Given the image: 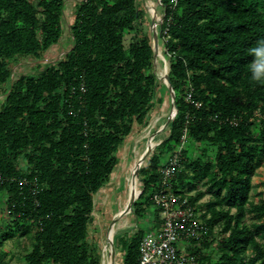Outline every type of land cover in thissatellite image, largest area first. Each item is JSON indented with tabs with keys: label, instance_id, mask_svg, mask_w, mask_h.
Listing matches in <instances>:
<instances>
[{
	"label": "trees",
	"instance_id": "1",
	"mask_svg": "<svg viewBox=\"0 0 264 264\" xmlns=\"http://www.w3.org/2000/svg\"><path fill=\"white\" fill-rule=\"evenodd\" d=\"M65 2L0 0V87H7L0 104V198L14 226L33 228L25 264H99L87 243L94 196L109 181L119 162L115 154L133 125L144 126L151 108L162 103V97L155 99L150 38L136 29V0L78 2L63 58L11 82L14 59L40 60L58 43ZM161 4L157 36L163 39L176 114L158 151L138 170L142 191L133 215L159 217L151 197L160 168L177 148L187 159L196 144H210L214 161L190 160V172L179 169L172 182L177 194L195 193L186 198L194 205L204 196L197 187L205 179L207 234L201 246H209L207 237L217 227L222 238L217 260H198L264 264V244L258 243L264 221H246L249 215L264 218V202L250 200L255 170L264 162V82L251 73L252 62L261 58L250 51L264 38V0ZM146 232L119 237L121 264H138Z\"/></svg>",
	"mask_w": 264,
	"mask_h": 264
},
{
	"label": "rangeland",
	"instance_id": "2",
	"mask_svg": "<svg viewBox=\"0 0 264 264\" xmlns=\"http://www.w3.org/2000/svg\"><path fill=\"white\" fill-rule=\"evenodd\" d=\"M80 1L82 0H66L61 21L62 35L56 45L52 46L41 55L40 60L29 57H17L12 61L10 64L11 82L16 81L21 75H36L46 64H54L63 58L66 51L71 47L69 29L73 23L74 7ZM136 4L140 12V19L137 22L136 29L150 38L151 46L154 48L153 34H158V26L163 20L161 0H136ZM152 6L154 8V13L152 11ZM131 37V34L124 37L123 43L125 46L131 41ZM164 53L162 40L157 36L155 59L153 60V70L156 72L158 86L155 99L157 100L159 97H162V103H156L151 108L144 126H138L137 124L133 125L130 135L118 147L115 154L119 158V164L114 167L110 180L98 190L93 199V210L90 215L87 231V243L98 255L99 264H102L105 259H111L110 246L107 239V233L110 227L113 228L114 264H121L122 252L120 243L118 242L119 237L124 236L127 240H130L138 230H154L157 229L156 227L160 224L159 217L154 215L151 216L147 214L146 219L142 220L133 215V204L135 201L129 213L122 214L114 222L113 220L126 208L128 190L132 180L131 167L133 161L146 151L149 134H154L153 144L155 146L145 160H143L141 167L145 166L147 159L152 153L158 151L162 141L168 134V128L165 127V124L168 117L173 112V105L168 90L162 87V85H164L163 76L166 71L168 72V63L165 60ZM6 89L7 87L5 86L0 87V104L3 101V95ZM215 150L214 146L207 143L196 144L188 154L187 159L181 158L179 169L190 172L186 166L187 162L195 160L197 157L201 158L202 164L213 162ZM139 178L137 171L135 181L138 192L142 191V184ZM253 180L254 184L251 189L250 198L252 202L262 203L264 202V162L256 168ZM204 182L205 179H202L197 187V192H203L204 196L192 206L203 211L205 214L206 209L201 207V205L207 202L209 193L206 191ZM184 186H186L185 183ZM194 194V192L187 193L185 189L181 192V195L185 198L193 196ZM2 198L3 196L1 195L0 264H25L23 256L30 250V240L28 236L33 233V228L25 224L18 227L14 226L12 221L8 219L5 214V205ZM246 221L248 223L263 222L264 218H253L249 215L246 217ZM221 238L222 233H220L219 227H217L213 235L207 237V239H212V241L209 242V246L196 247L190 251L195 254L198 249H201L199 254H195L198 258L200 257L199 255H206L213 261L217 260L220 255L218 247ZM258 243L264 244V240H258ZM248 254H250V250ZM199 264L204 263L199 262Z\"/></svg>",
	"mask_w": 264,
	"mask_h": 264
},
{
	"label": "built area",
	"instance_id": "3",
	"mask_svg": "<svg viewBox=\"0 0 264 264\" xmlns=\"http://www.w3.org/2000/svg\"><path fill=\"white\" fill-rule=\"evenodd\" d=\"M80 91H83V86ZM229 122L236 124L235 119ZM184 139L185 136L182 137ZM181 158V150L177 148L159 170V186L151 201L159 210L160 227L146 232L140 239L138 264H199L198 257L190 250L201 246L207 226L202 217L204 212L173 190L172 182Z\"/></svg>",
	"mask_w": 264,
	"mask_h": 264
},
{
	"label": "water",
	"instance_id": "4",
	"mask_svg": "<svg viewBox=\"0 0 264 264\" xmlns=\"http://www.w3.org/2000/svg\"><path fill=\"white\" fill-rule=\"evenodd\" d=\"M153 41H154V48H152V49H153V52H154V55H155L156 42H157V35H156L155 33L153 34ZM163 60H164V59H163ZM163 79H164L163 84L167 87V90H168V93H169V96H170V100H171L172 105H173V112H172V114L168 117V119H167V121H166V124H165V127H167L168 124H169V122L171 121V119H172V118L175 116V114H176V109H175V106H174V100H175L174 98H175V96H174L173 89H172V87H171V85H170V82H169V77H168V72H167V71L165 72V74H164V76H163ZM152 149H153V148H152L151 146H150V147H147L146 151L141 155V157H140V159H139V163H138V165H137V168L134 170V173H133V175H132V180H133V181L136 179L137 171H138L139 168L141 167V164H142L143 160H145V158L150 154V152L152 151ZM140 193H141V191L138 192L135 196H133V197L129 200V202H128L126 208H125L121 213H119V214L116 216V218L113 220V222H114L118 217H120L122 214H127V213L130 212V210H131V206H132L133 202L138 198V196L140 195ZM113 222H112V223H113ZM108 243H109V241H108ZM109 246H110V248H111V250H110L111 258L114 259V250H113L114 248H113V245H112L111 243H109Z\"/></svg>",
	"mask_w": 264,
	"mask_h": 264
},
{
	"label": "clouds",
	"instance_id": "5",
	"mask_svg": "<svg viewBox=\"0 0 264 264\" xmlns=\"http://www.w3.org/2000/svg\"><path fill=\"white\" fill-rule=\"evenodd\" d=\"M254 57L261 58L251 64L252 77L257 82H264V38L256 42V46L250 49Z\"/></svg>",
	"mask_w": 264,
	"mask_h": 264
},
{
	"label": "bare ground",
	"instance_id": "6",
	"mask_svg": "<svg viewBox=\"0 0 264 264\" xmlns=\"http://www.w3.org/2000/svg\"><path fill=\"white\" fill-rule=\"evenodd\" d=\"M152 11H153V13H154V8H153V6H152ZM153 136H154V134L153 133H150L149 134V137H148V145H147V147H154L155 145L153 144ZM140 157L141 156H139L136 160H134L133 161V164H132V167H131V174L133 175V173H134V170L137 168V165H138V163H139V159H140ZM138 193V189H137V187H136V181L134 180H131V182H130V186H129V190H128V198H127V204H128V202H129V200L133 197V196H135L136 194ZM127 204H126V206H127ZM121 213V212H120ZM107 239H108V241H109V243H111L112 245H113V228H109V230H108V233H107ZM110 250H111V248H110ZM114 261H115V259H105L104 261H103V263L102 264H114Z\"/></svg>",
	"mask_w": 264,
	"mask_h": 264
},
{
	"label": "crops",
	"instance_id": "7",
	"mask_svg": "<svg viewBox=\"0 0 264 264\" xmlns=\"http://www.w3.org/2000/svg\"><path fill=\"white\" fill-rule=\"evenodd\" d=\"M64 8H65V5H64ZM74 9H75V7H74ZM74 19V18H73ZM117 157V156H116ZM118 158V157H117ZM118 161H119V158H118ZM118 164H119V162H118ZM110 178H111V175H110V177H109V180H110ZM253 184H254V180L252 179V186H253ZM251 194V193H250ZM250 200H251V198H250ZM252 201V200H251ZM254 203H256V202H254Z\"/></svg>",
	"mask_w": 264,
	"mask_h": 264
}]
</instances>
